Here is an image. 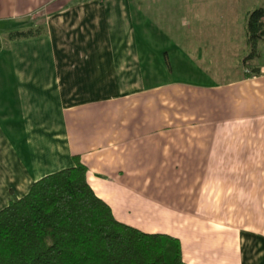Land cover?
<instances>
[{
  "label": "crops",
  "instance_id": "obj_1",
  "mask_svg": "<svg viewBox=\"0 0 264 264\" xmlns=\"http://www.w3.org/2000/svg\"><path fill=\"white\" fill-rule=\"evenodd\" d=\"M260 6L0 0V210L78 161L118 222L178 239L186 264H264Z\"/></svg>",
  "mask_w": 264,
  "mask_h": 264
},
{
  "label": "trees",
  "instance_id": "obj_2",
  "mask_svg": "<svg viewBox=\"0 0 264 264\" xmlns=\"http://www.w3.org/2000/svg\"><path fill=\"white\" fill-rule=\"evenodd\" d=\"M251 51L264 36V7L249 11ZM38 25L9 34L37 36ZM0 264H186L178 239L149 234L118 222L74 166L35 181L28 193L0 210Z\"/></svg>",
  "mask_w": 264,
  "mask_h": 264
}]
</instances>
